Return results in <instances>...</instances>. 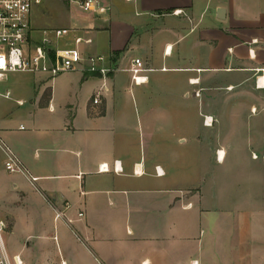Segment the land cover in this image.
Wrapping results in <instances>:
<instances>
[{
	"label": "crops",
	"instance_id": "crops-1",
	"mask_svg": "<svg viewBox=\"0 0 264 264\" xmlns=\"http://www.w3.org/2000/svg\"><path fill=\"white\" fill-rule=\"evenodd\" d=\"M99 2L103 12L84 11L73 0L72 7L80 11L76 15L69 1L67 25L58 27L72 32L57 44H69L76 35L89 39L78 48L82 55L105 57V65L113 67L108 74L88 71L83 60L53 77L16 71L0 80V97L7 100L0 104V137L24 169L8 171L0 148V227L15 237L18 230L45 229L47 217L53 214L57 221L59 213L63 232L95 264H264V247L259 246L264 231L252 228L256 212L247 210L234 214L238 221L230 215L225 221L228 243H221L220 235L214 242L216 257L207 258L206 226L226 214L203 204L204 183L174 180L167 158L158 154L157 136L168 133L176 116L148 106L155 93L174 95L178 88L187 98L197 92L203 106L230 103L226 113L219 107L217 114H205L216 123L245 118L252 135H262L264 0ZM220 8L224 13H218ZM31 27L36 39L47 29L32 22ZM136 57L153 68L139 85L131 82L129 72ZM166 71L183 72L186 78L175 82L152 76ZM6 90L8 97L3 96ZM96 93L100 99L93 103ZM248 100L250 116L243 112ZM131 102L135 111L127 110ZM201 124L203 131L171 141H194L199 148L203 142L205 150H212L205 128L216 130V124ZM115 160L121 166L117 173ZM102 163L109 171L99 170ZM29 237L20 235L17 241ZM67 242L66 237L62 243Z\"/></svg>",
	"mask_w": 264,
	"mask_h": 264
},
{
	"label": "rangeland",
	"instance_id": "rangeland-1",
	"mask_svg": "<svg viewBox=\"0 0 264 264\" xmlns=\"http://www.w3.org/2000/svg\"><path fill=\"white\" fill-rule=\"evenodd\" d=\"M69 1L71 13L78 15L80 11L72 7L73 0H41L34 11V18L31 21L33 26L47 29L66 26L67 13L65 10ZM184 75L183 72H152V76L156 79H169L175 82L183 81ZM7 82L9 80L3 81L2 84ZM175 91L174 95L167 96L155 93L156 99L148 104L154 111H167L176 116L171 121L172 126L168 129V133L165 130V133L157 136L160 148L158 154L164 159L167 158L171 167V175L178 184L204 183L203 204L226 214V217H217L213 223H208L206 226L204 235V240H207L206 256L212 259L217 254L214 242L220 238V235L221 243H228L226 233L228 228L225 221L231 219L230 215L242 210L254 211L256 214L251 217L252 228L255 230L261 228L262 232L264 231V128L262 125L259 126L263 134L254 136L245 118L243 121L225 118L217 123L214 120L212 125L216 124V130L211 127L205 128L206 139L208 142L211 140L213 144L212 150H205L203 142L200 148L194 141L178 144L176 141H171L172 136L174 138L178 135L192 136L195 130L198 132L199 128L203 131L201 121L205 114L215 115L219 107L226 113L230 103L224 101V103L217 102L216 105L203 106L199 103L197 92L192 91L190 96L185 98L181 90L177 88ZM221 92L223 91L217 93ZM220 100L217 99V101ZM6 102L7 100L0 97V104ZM250 104L249 100L244 104L243 112L246 116H250L247 115L250 113ZM135 107L136 104L131 102L130 106L127 105V110L135 111ZM179 114H187L189 119H184L185 117L178 116ZM171 131L174 132L173 135ZM258 138L259 142L256 141ZM163 139L167 141H161ZM167 147L170 149L169 152L161 151L166 150ZM215 148L223 150L224 154L221 159L217 160L215 157ZM253 152L256 154L254 157H252ZM47 218L49 220L45 229L18 230L15 233L16 238L9 235L7 228L0 227V264H95L85 248L80 243H75L69 232H63L61 215L55 218L58 219L57 221L53 219V214ZM233 218L237 221L240 219L235 215ZM73 228L76 229L74 224ZM222 231L226 234L222 235ZM28 234L31 238H27L25 243L17 241V236ZM263 234H260L261 240L264 239ZM258 235L259 233L253 234L254 238L257 236L256 239L260 240ZM65 236L68 242L62 243L65 241ZM259 246L264 247V243ZM224 250L229 256L227 248Z\"/></svg>",
	"mask_w": 264,
	"mask_h": 264
},
{
	"label": "built area",
	"instance_id": "built-area-1",
	"mask_svg": "<svg viewBox=\"0 0 264 264\" xmlns=\"http://www.w3.org/2000/svg\"><path fill=\"white\" fill-rule=\"evenodd\" d=\"M40 1L0 0V80L8 73L16 71L46 73L53 77L60 72L76 68L83 60L87 61L88 71L99 72L104 76L108 74L113 67L105 65V57L92 54L82 55L78 48L79 43L89 42V39L84 40L76 35L69 44L62 46L57 44L58 39L69 36L72 29L66 27L41 29V37L37 39L32 35L30 14L32 8ZM77 2L84 11L103 12L105 10L99 0H77ZM174 12H179V10ZM152 70L153 68L146 66L140 58L132 59L129 67L131 82L135 85L145 83L148 78L147 73ZM161 70L165 68L161 67ZM195 81L196 79H190L191 83ZM3 96L8 97L9 91L6 90ZM99 96L100 94L96 93L92 102L98 103ZM213 122V117L204 116L205 125L210 126ZM0 148L6 155L5 168L8 171H24L19 159L1 137ZM216 157L219 159L218 150ZM112 169L116 173L121 171L117 160L114 161ZM99 170L109 171V167L106 163H102ZM156 173L160 174V169L156 168ZM192 264H197V262L193 261Z\"/></svg>",
	"mask_w": 264,
	"mask_h": 264
},
{
	"label": "bare ground",
	"instance_id": "bare-ground-1",
	"mask_svg": "<svg viewBox=\"0 0 264 264\" xmlns=\"http://www.w3.org/2000/svg\"><path fill=\"white\" fill-rule=\"evenodd\" d=\"M218 154H219L218 158L221 159L223 157V154H224L223 150H218Z\"/></svg>",
	"mask_w": 264,
	"mask_h": 264
},
{
	"label": "water",
	"instance_id": "water-1",
	"mask_svg": "<svg viewBox=\"0 0 264 264\" xmlns=\"http://www.w3.org/2000/svg\"><path fill=\"white\" fill-rule=\"evenodd\" d=\"M218 13H224L223 9L220 8V9L218 10ZM222 16H223L222 14H221V15L218 14V17H221V18H222Z\"/></svg>",
	"mask_w": 264,
	"mask_h": 264
}]
</instances>
